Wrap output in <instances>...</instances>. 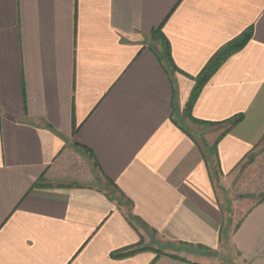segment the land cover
<instances>
[{
	"label": "crops",
	"instance_id": "obj_1",
	"mask_svg": "<svg viewBox=\"0 0 264 264\" xmlns=\"http://www.w3.org/2000/svg\"><path fill=\"white\" fill-rule=\"evenodd\" d=\"M263 138L264 0H0V264H264Z\"/></svg>",
	"mask_w": 264,
	"mask_h": 264
},
{
	"label": "trees",
	"instance_id": "obj_2",
	"mask_svg": "<svg viewBox=\"0 0 264 264\" xmlns=\"http://www.w3.org/2000/svg\"><path fill=\"white\" fill-rule=\"evenodd\" d=\"M252 36V29L249 28L248 30L244 31L242 34H240L235 39L231 40L230 42L223 45L221 48H219L215 54L210 58V60L207 62V64L203 67V69L200 71V73L193 78L194 86L191 90V93L189 95V98L185 104L184 110L185 116L188 118V120L194 124V125H200L204 127H214L217 125H227V131L224 132V134L228 131H230L233 127H235L238 123H240L243 119L242 115H237L223 123L220 124H212V123H204L200 122L198 120H195L191 117V109L198 98L201 90L203 89L204 85L210 80V78L213 76V74L224 64V62L231 57L232 55L236 54L240 50H242L245 45L248 43V41L251 39ZM150 39L156 43L159 44L160 50L158 52H154L155 56L159 60V62L162 64L163 68L165 69L166 73L170 76H173L176 72H178V69L174 66L170 54V47L167 42V40L163 37L161 33V26H159L157 29L151 32ZM173 84V81H172ZM182 129V128H181ZM183 130V129H182ZM185 132V131H184ZM220 136L217 141L221 138ZM203 143V142H202ZM216 143V142H215ZM198 150L200 151V154L204 161L206 163H209L211 161L212 155L215 154V144L211 147L203 144L196 143ZM200 145V146H199ZM263 146H264V138H263ZM79 149H82L79 147ZM252 154L249 155L248 161L252 160ZM213 166L212 171V179H217L218 177V169ZM35 186H38L36 184ZM101 189L106 192V195L110 197L111 199H116L113 195L112 191H117L120 195H122L117 187L108 179H106V185L102 186ZM112 189V190H111ZM264 198V197H263ZM118 200V199H116ZM119 201V200H118ZM120 202V201H119ZM128 220L132 225L142 226L141 222L138 218L133 217L131 215H128ZM150 248H128L124 249L118 252L113 253L111 256L114 258H119L123 256H130L137 252H140L142 250H149ZM158 253L157 255H159Z\"/></svg>",
	"mask_w": 264,
	"mask_h": 264
},
{
	"label": "rangeland",
	"instance_id": "obj_3",
	"mask_svg": "<svg viewBox=\"0 0 264 264\" xmlns=\"http://www.w3.org/2000/svg\"><path fill=\"white\" fill-rule=\"evenodd\" d=\"M185 107V106H184ZM185 111L186 110H182V118H184L183 119V122H185V124L187 125V126H190L191 125V122L188 120V118L185 116L186 114H185ZM200 141V143H198V144H203L202 143V140H199ZM263 143V142H262ZM211 160H212V158H211ZM103 184L104 185H106V181L105 182H103ZM112 190V189H111ZM113 192V195L115 196V198L116 199H118L121 203H123V204H125L126 205V201L124 200V198L122 197V195H120L117 191H112ZM236 193H237V196H234L236 199H242V198H248V197H250V200H255V199H257V198H263L264 197V193H262V194H256V195H249V194H244V195H240V194H242V192H239L238 190L236 191ZM254 197V198H253ZM208 254H210V253H208Z\"/></svg>",
	"mask_w": 264,
	"mask_h": 264
}]
</instances>
